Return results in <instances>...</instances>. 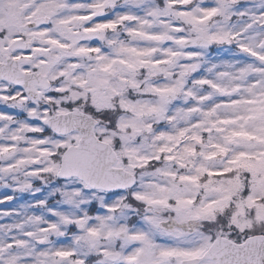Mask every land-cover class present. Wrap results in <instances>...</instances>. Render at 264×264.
I'll list each match as a JSON object with an SVG mask.
<instances>
[{"label":"snow or ice","instance_id":"1","mask_svg":"<svg viewBox=\"0 0 264 264\" xmlns=\"http://www.w3.org/2000/svg\"><path fill=\"white\" fill-rule=\"evenodd\" d=\"M0 264H264V0H0Z\"/></svg>","mask_w":264,"mask_h":264},{"label":"rangeland","instance_id":"2","mask_svg":"<svg viewBox=\"0 0 264 264\" xmlns=\"http://www.w3.org/2000/svg\"><path fill=\"white\" fill-rule=\"evenodd\" d=\"M2 207H5V205H0V208H2ZM0 222H2V221H0Z\"/></svg>","mask_w":264,"mask_h":264}]
</instances>
